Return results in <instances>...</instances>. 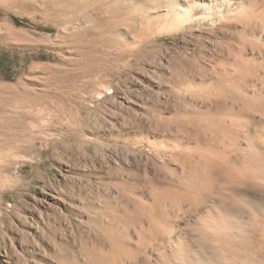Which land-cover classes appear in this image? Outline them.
<instances>
[{"label":"rangeland","instance_id":"1","mask_svg":"<svg viewBox=\"0 0 264 264\" xmlns=\"http://www.w3.org/2000/svg\"><path fill=\"white\" fill-rule=\"evenodd\" d=\"M210 1L0 0V264H264V0Z\"/></svg>","mask_w":264,"mask_h":264},{"label":"bare ground","instance_id":"2","mask_svg":"<svg viewBox=\"0 0 264 264\" xmlns=\"http://www.w3.org/2000/svg\"><path fill=\"white\" fill-rule=\"evenodd\" d=\"M229 6V3H228ZM208 7L215 9L214 11L218 13L217 10L221 11V9H224L225 7H227V3L225 1L219 0H211L210 2H208ZM228 9V7H227ZM180 20L181 21H186L190 18V12L189 11H182V13L180 14ZM121 257V256H120ZM122 261V260H121Z\"/></svg>","mask_w":264,"mask_h":264}]
</instances>
